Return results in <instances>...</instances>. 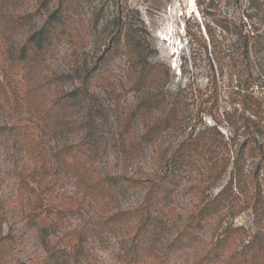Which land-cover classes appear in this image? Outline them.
Listing matches in <instances>:
<instances>
[{"label":"rangeland","instance_id":"rangeland-1","mask_svg":"<svg viewBox=\"0 0 264 264\" xmlns=\"http://www.w3.org/2000/svg\"><path fill=\"white\" fill-rule=\"evenodd\" d=\"M103 1L107 6L97 30L88 25V5L79 7L87 38L77 43L66 34L45 38L41 28L47 10L38 6L37 0H18L8 9L3 7L0 35L13 58L22 55L21 83L31 94L30 108H22L17 117L34 124L37 146L28 152L21 145L12 128L14 117L0 101V235L7 241L2 259L12 264H193L202 249L215 240L214 235L230 227L234 236H239L240 228L246 234V240H237L238 250L251 238L261 241L262 248L255 253L259 254L258 263L249 254L240 264H264V168L251 177L260 167L253 147L246 148L241 162L249 173L245 187L233 189L234 200L212 210L192 240L178 239L177 226L195 203L212 199L229 179L227 172L213 183L210 165L203 160L177 170L161 184L158 210L153 207L148 215L151 243L144 246L143 254H137L130 242L137 213L119 221L107 220L108 215L134 207L143 199L144 190L128 185L124 177L146 181L166 174L167 158L190 131L215 127L228 142L222 149L224 156L236 147L232 140L241 143L250 136V129L230 124L241 113L233 102L230 83V39L235 37L231 29L242 20L246 22L240 14L245 1L242 5H230V0ZM120 23L141 35L144 55L158 64L162 78L134 86L126 73L130 61L121 54L109 64L106 81L97 79L80 86L94 67L99 48ZM258 28L264 33V21H259ZM29 36L43 39L42 53L30 56L28 49L20 51ZM140 68L138 65L136 70ZM160 88L167 96L176 97L180 109L176 125L148 141L138 117L125 123L127 107L137 96ZM254 91L264 98V75ZM59 93H73L74 97L58 114L40 117L37 99L46 104L45 99L50 101ZM258 119L264 124V115ZM254 137L253 144L260 143L264 134ZM81 141L93 147L83 176L61 151L65 144ZM38 162L49 167V186L41 197L43 203L52 205L46 221L36 216L42 211L32 209L21 183L22 174ZM96 177L105 179V188L92 182ZM256 181L261 191L255 212L249 184Z\"/></svg>","mask_w":264,"mask_h":264},{"label":"trees","instance_id":"trees-1","mask_svg":"<svg viewBox=\"0 0 264 264\" xmlns=\"http://www.w3.org/2000/svg\"><path fill=\"white\" fill-rule=\"evenodd\" d=\"M18 0H2L0 7V20L4 9L11 7ZM37 5L46 8L47 14L43 21L42 30L45 31L47 39H55L62 34H66L73 43L85 42L87 38L86 25L83 24L79 14V7L87 4L89 8L88 25L90 29L97 30L100 20L103 18L107 3L101 0L99 3H91V0H37ZM241 8L242 20L239 24H234V38L230 39V83L232 84L233 102L238 104L241 113L237 119L230 121L232 126L250 129L251 133L245 135L241 143L236 140L230 141L236 146L230 149L231 154L224 156L223 147L228 145L223 141V136L218 133L215 127H208L197 132H189L187 137L182 140L172 151L171 156L166 160V174L148 178L146 181L132 177H124L130 186H139L144 190L142 201L128 209L120 210L107 216L108 221H119L122 218L137 213V219L130 242L137 254H143L144 246L151 243L148 229V215L151 208L158 210L160 205L161 184L165 182L170 174L185 166H196L201 160L209 164L210 173L214 175L213 183L219 180L224 174L229 172L227 183L210 200H200L195 203L187 214L185 220L177 226V238L192 240V236L198 234L199 226L202 221L209 217L210 212L215 210L222 203L234 200L233 189H243L246 185L245 173L241 166L246 153V148H252L257 152L259 166L252 171V178L256 177L260 168H264V139L260 143L253 144L254 135L264 134V124L258 118L264 115V98L255 94L254 86L259 81L260 76L264 75V33L258 28L259 21H264V1L263 0H244ZM243 0H230L231 4L242 5ZM7 6V7H6ZM123 11V7H121ZM256 18V21H253ZM121 19V16L117 18ZM76 23V24H75ZM114 34L109 37L107 43L99 48L100 54L95 61L93 68L87 71L84 79L80 81V86H86L91 81H106L110 75L108 66L112 60L123 54L130 64L126 70L128 82L134 86L142 85L144 82H158L161 77L158 64L147 61L142 49L141 35L132 33L131 29L124 23L114 26ZM0 101L7 107L13 115L12 128L21 145L28 151L33 152L37 146V135L35 126L29 120L18 118L17 115L22 108H30V96L28 89L22 86V66L23 57L13 58L8 52L4 38L0 35ZM28 49L30 56H36L45 49L43 39H36L29 36L23 40L20 51ZM138 53L136 56L135 53ZM22 54V53H21ZM141 64V65H140ZM141 68L136 70L137 66ZM255 68L258 72L255 71ZM74 97L73 93H59L50 100L39 101L36 107L39 108V116L43 117L47 113L58 114ZM42 99V98H40ZM176 97L167 96L166 92L160 88L157 92H150L147 95L137 96L127 109L125 123L131 122L132 117H138L143 125L144 137L152 141L160 134L166 132L169 127L175 126L176 115L180 109ZM38 116V122L40 118ZM243 129V130H244ZM219 134V136H218ZM249 137V138H248ZM251 141H249V140ZM230 143V142H229ZM231 144V143H230ZM92 145L85 141L77 144H65L62 147L65 157L70 160V164L79 176L86 172L85 166L90 163ZM230 167V169H229ZM229 169V170H228ZM49 167L44 162H38L27 173L21 177L22 186L26 189L32 209L39 208L42 212L36 214L40 221L48 220L46 214L51 210L52 205H47L41 200L42 194L48 188ZM94 184L105 188V179L96 177L92 181ZM254 197L252 207L257 211V195L261 191L260 184L256 181L249 184ZM248 188V187H247ZM1 210V209H0ZM45 213V214H44ZM42 216V217H41ZM1 224V219H0ZM42 225V223H40ZM241 229L239 236H234V229L228 227L222 229L214 235V241L209 243L199 253L193 264H240L245 262L246 257L251 254L255 257L254 262L258 263V253L261 248V241L249 239L242 244L241 249H236L237 240L242 242L246 237L244 229ZM239 229V230H240ZM236 230V229H235ZM7 247L6 237L0 235V264H12L8 259H2ZM198 254V253H197ZM63 255V254H61ZM251 262V259H250ZM249 262V263H250Z\"/></svg>","mask_w":264,"mask_h":264}]
</instances>
